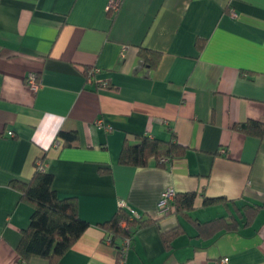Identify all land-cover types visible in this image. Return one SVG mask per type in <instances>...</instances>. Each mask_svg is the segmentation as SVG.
<instances>
[{
	"label": "crops",
	"instance_id": "1",
	"mask_svg": "<svg viewBox=\"0 0 264 264\" xmlns=\"http://www.w3.org/2000/svg\"><path fill=\"white\" fill-rule=\"evenodd\" d=\"M110 1L0 0V264H50L19 260L34 209L11 184L30 181L43 156L57 194L76 197L89 224L53 264H117L99 225L120 208L156 221L136 232L126 264H264V138L233 129L264 122V0H119L109 13ZM141 48L161 53L156 68ZM29 73L41 80L36 92ZM59 132L78 142L63 147ZM173 134L184 155L119 163L126 143ZM169 188L197 193L190 216L201 222L262 208L205 239L186 217L161 216ZM204 198L228 202L204 207Z\"/></svg>",
	"mask_w": 264,
	"mask_h": 264
},
{
	"label": "trees",
	"instance_id": "2",
	"mask_svg": "<svg viewBox=\"0 0 264 264\" xmlns=\"http://www.w3.org/2000/svg\"><path fill=\"white\" fill-rule=\"evenodd\" d=\"M112 13V12H109ZM205 41L197 40L199 49L203 48ZM140 57L145 64L156 68L161 60V53L141 48ZM94 68L85 69L88 72ZM93 86L97 85L96 81ZM233 129L237 132L258 139L264 138V122L248 120L243 123H235ZM58 138L63 147H71L78 142L76 132H59ZM187 152V147L178 142L177 135L173 134L171 140L166 141L157 138L141 137L137 144L126 143L120 154L119 163L136 167L146 166L148 160L154 157L157 161L173 160ZM46 156L39 160L45 163ZM35 171L30 181H13L11 184L21 194V200L29 202L33 206V213L27 229L21 233V240L17 246L20 262H28L32 258H42L50 264L56 262L79 239L89 224L79 216V205L76 197H60L54 189V176L34 163ZM197 193H177L170 203L169 211L161 216L182 215L192 222L198 232V236L209 239L223 231H235L245 222L250 224L262 205L245 204L243 212L237 216L231 213L229 217H218L210 221L201 222L193 219L190 214L194 210ZM226 198H204L203 206L208 207L219 203H227ZM153 218L129 215L127 210L119 211L108 221L99 226L105 231V241L118 250L124 241L132 240L136 232L151 223H156ZM245 220V221H244ZM183 229L176 228L168 233L165 241L168 242L178 236Z\"/></svg>",
	"mask_w": 264,
	"mask_h": 264
},
{
	"label": "built area",
	"instance_id": "3",
	"mask_svg": "<svg viewBox=\"0 0 264 264\" xmlns=\"http://www.w3.org/2000/svg\"><path fill=\"white\" fill-rule=\"evenodd\" d=\"M120 1L119 0H111L109 5H108V11L109 12H116L118 10ZM98 72L97 69H92L88 72L86 78H87V83L88 84H93L94 80V75ZM26 84L28 87H30L31 90L34 92L38 91L39 88L42 86L41 80L38 76L37 73H29L25 79ZM10 137H13V133H9ZM37 165L39 166L40 170L45 169V165L42 161L38 160ZM176 193L173 189L169 188L167 191L163 194L161 197L159 207H160V213L165 214L169 211L170 208V203L173 201ZM109 243V242H108ZM131 242L128 240L124 241L123 246L118 250L117 253V264H126V257L127 253L129 251ZM227 262L226 259H223L221 261L222 264H225Z\"/></svg>",
	"mask_w": 264,
	"mask_h": 264
}]
</instances>
